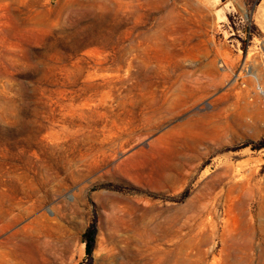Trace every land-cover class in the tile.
<instances>
[{"label":"rangeland","instance_id":"374dc122","mask_svg":"<svg viewBox=\"0 0 264 264\" xmlns=\"http://www.w3.org/2000/svg\"><path fill=\"white\" fill-rule=\"evenodd\" d=\"M255 77L264 0H0V264H264Z\"/></svg>","mask_w":264,"mask_h":264},{"label":"bare ground","instance_id":"6f19581e","mask_svg":"<svg viewBox=\"0 0 264 264\" xmlns=\"http://www.w3.org/2000/svg\"><path fill=\"white\" fill-rule=\"evenodd\" d=\"M197 1V0H196ZM199 1H207V0H199ZM210 2V1H209ZM208 2V3H209ZM206 3V2H205ZM200 4V3H199ZM207 4V3H206ZM210 4V3H209ZM204 5V4H203ZM201 6V5H200ZM242 189H244V185L243 186H240L238 184H235L231 187V189L229 190V195H234L240 191H242ZM245 190V189H244ZM227 233V232H226ZM228 238L229 240H234V235L228 233ZM249 240V239H247ZM231 252H233L235 254V259L241 261V262H244V260L246 259V257L243 255L244 254V251L243 250H238L236 248H227V257H231ZM239 252L240 254L237 256L236 253ZM235 263V262H234ZM225 264H233L232 262H230V260L227 259V262Z\"/></svg>","mask_w":264,"mask_h":264},{"label":"trees","instance_id":"16d2710c","mask_svg":"<svg viewBox=\"0 0 264 264\" xmlns=\"http://www.w3.org/2000/svg\"><path fill=\"white\" fill-rule=\"evenodd\" d=\"M96 230L90 227L83 236V241L86 245V253L91 255L95 247Z\"/></svg>","mask_w":264,"mask_h":264},{"label":"built area","instance_id":"2783aa9c","mask_svg":"<svg viewBox=\"0 0 264 264\" xmlns=\"http://www.w3.org/2000/svg\"><path fill=\"white\" fill-rule=\"evenodd\" d=\"M244 71L249 72L248 67H246ZM255 79H256L255 93L261 99L262 104L264 105V82L261 81V79L258 77H255Z\"/></svg>","mask_w":264,"mask_h":264}]
</instances>
